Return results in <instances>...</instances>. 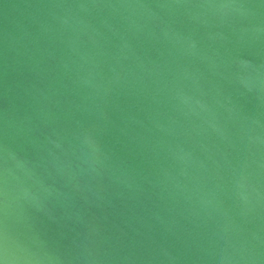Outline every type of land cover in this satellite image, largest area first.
Masks as SVG:
<instances>
[{"label": "water", "instance_id": "water-1", "mask_svg": "<svg viewBox=\"0 0 264 264\" xmlns=\"http://www.w3.org/2000/svg\"><path fill=\"white\" fill-rule=\"evenodd\" d=\"M3 264H264V0H0Z\"/></svg>", "mask_w": 264, "mask_h": 264}, {"label": "snow or ice", "instance_id": "snow-or-ice-1", "mask_svg": "<svg viewBox=\"0 0 264 264\" xmlns=\"http://www.w3.org/2000/svg\"><path fill=\"white\" fill-rule=\"evenodd\" d=\"M0 264H3V262H2V261H0Z\"/></svg>", "mask_w": 264, "mask_h": 264}]
</instances>
